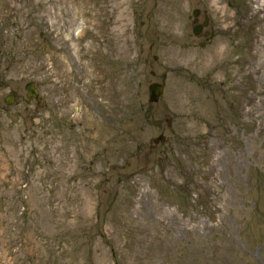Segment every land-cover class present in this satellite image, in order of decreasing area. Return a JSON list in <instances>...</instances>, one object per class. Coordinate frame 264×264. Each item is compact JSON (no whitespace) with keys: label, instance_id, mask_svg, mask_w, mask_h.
<instances>
[{"label":"rangeland","instance_id":"rangeland-1","mask_svg":"<svg viewBox=\"0 0 264 264\" xmlns=\"http://www.w3.org/2000/svg\"><path fill=\"white\" fill-rule=\"evenodd\" d=\"M0 264H264V0H0Z\"/></svg>","mask_w":264,"mask_h":264},{"label":"water","instance_id":"water-1","mask_svg":"<svg viewBox=\"0 0 264 264\" xmlns=\"http://www.w3.org/2000/svg\"><path fill=\"white\" fill-rule=\"evenodd\" d=\"M193 14L195 16H198L199 9H194ZM200 28H201V26H196L194 28V33L196 35L200 34ZM26 90L28 91L27 96L29 98L36 97L38 101L40 100V97H38V91L33 86V82H29L26 85ZM163 91H164V86L161 83H159V82H153V83H151L149 85V101L150 102H158L159 99H160V97H161V95L163 94ZM5 102L7 104H12L14 102V96L13 95H9L5 99ZM164 139H165V136L164 135H160L159 137L155 138V142L157 143L160 140L161 141H164Z\"/></svg>","mask_w":264,"mask_h":264},{"label":"flooded vegetation","instance_id":"flooded-vegetation-1","mask_svg":"<svg viewBox=\"0 0 264 264\" xmlns=\"http://www.w3.org/2000/svg\"><path fill=\"white\" fill-rule=\"evenodd\" d=\"M209 18H210V17H206V18H205V21H207L206 24H205V22H200V20H198L197 23H196V25H201V26H202L201 34H203V35L206 37L207 40H209L210 37L212 36V31L208 29L209 26H210ZM39 91H40V90H39ZM40 92H41V91H40ZM42 100H43V97H42L40 103H42Z\"/></svg>","mask_w":264,"mask_h":264}]
</instances>
